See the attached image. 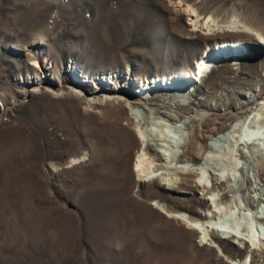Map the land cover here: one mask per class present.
<instances>
[{
  "label": "rangeland",
  "instance_id": "374dc122",
  "mask_svg": "<svg viewBox=\"0 0 264 264\" xmlns=\"http://www.w3.org/2000/svg\"><path fill=\"white\" fill-rule=\"evenodd\" d=\"M186 3L250 32L231 26L224 34L193 33L166 0H0V264H264V252L250 260L248 242L238 245L214 231L215 244L204 243L196 229L165 215L160 203L197 220L212 206L193 176L176 188L140 180L129 109L115 101L90 104L72 89L86 80L87 90L103 97L110 91L99 87H113L111 78L138 89L139 81L190 75L186 93L166 86L147 96L148 107L173 110L176 121L166 128L174 137L187 133L184 122L192 116L203 145L195 166L227 149L223 136L240 127L238 147L233 141L238 167L229 180L216 179L214 190L223 204L232 202L233 216L264 217V183L253 172L264 159V141H253L264 137V122L249 100L264 90V48L236 45L264 34V0ZM209 50L219 57L198 68ZM235 108H242L239 121L224 114ZM199 109L210 110L193 118ZM256 227L264 250V222Z\"/></svg>",
  "mask_w": 264,
  "mask_h": 264
},
{
  "label": "bare ground",
  "instance_id": "6f19581e",
  "mask_svg": "<svg viewBox=\"0 0 264 264\" xmlns=\"http://www.w3.org/2000/svg\"><path fill=\"white\" fill-rule=\"evenodd\" d=\"M166 2L175 15L183 14V16L188 20L193 33H197L200 29H205L212 34L217 35L220 31L224 34V31L226 33L228 28L230 29L231 26L238 28L237 30L243 31L247 29L250 32L249 29L251 27L241 22L229 21L226 25H223L217 19L209 15L204 17L201 13L197 12L196 9L188 5L186 0H166ZM250 42L252 43H237L236 45H243V47L246 45L248 48H250L249 46H254V50L258 51V49L255 48L256 44L263 43L264 48V34L258 32L254 38H251ZM36 43H42V40L38 38ZM39 47L40 46H37V48ZM222 50L223 49L220 50V48H218L214 51H217L219 55H221L225 52ZM209 51L211 52L208 54V59L206 57L203 59L201 58L199 62L200 65H197L198 68L200 67V69H202L204 66L206 67L207 62L213 61L216 57H219L217 52L215 53L213 50ZM34 66L38 68L42 66L41 64L39 65L36 57L34 58ZM115 77L117 78L116 75ZM189 77L190 75L188 74L177 76L172 75L168 77L169 80H167V82L164 81L162 83H156V80H145L144 83L139 81L137 85L138 89L130 86L129 83V86H124V84L115 85L116 81L114 78H111L114 81L109 79L107 82L113 87H99L101 90L110 91L109 95L104 94L103 97H99L96 93L92 95V93L87 90L86 85H83V83H86V80H84L81 85L76 82L72 83L75 86V88L72 89L73 92H76V94L86 98L90 104H103V102L106 101H115L117 103H122L129 109L131 115V119L129 120L135 129L136 136H138V150L136 151L139 153L136 155L135 163L133 164L134 172L140 180L147 182L149 179L153 181L156 179L167 188H176L178 184L180 185L183 184L181 182H185L184 178L186 176H193L195 178H193L194 180L192 185L195 187V190L199 189L200 191L198 192L200 196L209 200L211 203L210 206H212L211 210L205 214L203 220H197L192 218L188 213L172 211L168 209L165 204L160 203L158 207L165 213V215L178 220L187 228L190 227L191 229H196V231L200 234V241L204 243L210 242L212 245L215 244L213 240L215 232H220L221 236L231 239L233 243L238 245H242L246 242L250 243L251 260L255 256H259L264 252V250L259 247L260 244L258 242L260 240V236L257 234L258 228L256 227L257 221L264 222V217L254 215L251 211H244L239 218L237 216H233L236 208L232 207V202L223 204L221 202V195L214 190L215 185H213L216 183V179L219 178H221V180H229L231 169L238 167V163L235 160V152L238 151L237 147L239 143L237 141H239L238 137L241 134L239 129L240 127H237L235 124L234 127L229 129L228 134L223 136L222 139L229 144L227 149H224L221 154L215 153L213 156L208 157L203 166H195L197 164L196 160L199 159V155L203 153V145L201 141H199L200 139L195 135L196 128H193V126L189 124L192 121V116L186 117L184 122V128H187V133L184 134L180 131V134L174 137L169 133V131H167L166 128L169 122L174 123L176 121L177 117L172 114L173 110H164L163 112L157 113L153 108L148 107V101L146 99L150 93L153 91L156 92L158 90H164L167 86L166 89L169 90V92L175 90L178 94L179 91H183L184 87H186L189 82ZM191 79L197 81L196 77H192ZM46 82L49 83L51 81L46 78ZM183 92L186 93L185 90ZM184 93L183 96H185ZM249 100L257 102L256 117L258 119H262L264 122V90L255 92V95L249 97ZM249 100L247 99V101ZM138 109H141V111ZM209 110L210 109H199L193 113V118L206 114ZM240 110H242V108H235L233 110L229 109L227 111L225 110L224 114L236 116L239 121L241 120V118L238 117ZM150 119L154 120L150 121ZM146 124L159 128L158 132L154 129H151L152 132H150V130L148 131L145 127ZM243 124H246L245 120L241 122V125ZM261 126L263 127L264 123ZM177 129L179 130L180 127L178 126ZM213 129L214 128H211L209 130L212 131ZM255 133L256 131H251L246 136H248L251 140L253 139V135H255ZM260 140L263 142L264 137H255L253 141L256 142ZM233 141L237 144L236 148ZM176 146L179 148H176ZM161 148L163 149V155L167 156L164 163L159 162V160L162 159L159 152L161 151L159 150ZM205 164L209 165L210 168L205 167ZM253 172L256 179L259 180L258 182L264 183L263 156L258 157L256 160ZM262 187L263 186L261 185L259 188L261 193L260 195H264ZM247 205L248 204L245 203L243 206L246 207ZM195 216H197L196 218L200 217L198 214ZM229 216L234 217L233 222L230 224L223 222L228 220L232 221ZM217 247L219 246L217 245ZM241 264H247V262H243Z\"/></svg>",
  "mask_w": 264,
  "mask_h": 264
}]
</instances>
